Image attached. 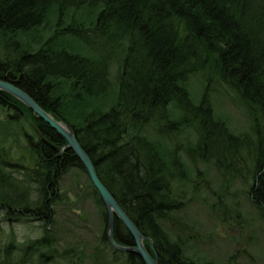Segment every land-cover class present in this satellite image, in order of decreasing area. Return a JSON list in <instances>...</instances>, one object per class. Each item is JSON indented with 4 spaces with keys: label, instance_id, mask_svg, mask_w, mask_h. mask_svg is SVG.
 <instances>
[{
    "label": "trees",
    "instance_id": "trees-1",
    "mask_svg": "<svg viewBox=\"0 0 264 264\" xmlns=\"http://www.w3.org/2000/svg\"><path fill=\"white\" fill-rule=\"evenodd\" d=\"M196 76L203 90L195 101ZM0 79L73 128L103 184L151 240L144 244L158 264H212L184 251L179 230L188 228L175 216L183 204L176 189L189 172L178 143L194 161L211 160L225 187L249 178L248 198L264 216V0H0ZM214 81L242 105L246 129L233 131L217 114ZM0 109L8 113L0 120V210L43 230L20 242L0 238V264H144L110 245L105 207L78 158L38 133L59 149L65 139L1 90ZM184 130L192 133L186 143L163 138ZM16 133L26 147L11 157L6 140ZM71 169L87 178L83 186L98 210L90 249L79 238L60 246L54 229L65 197L58 182ZM166 220L174 234L162 227ZM113 236L133 244L118 219Z\"/></svg>",
    "mask_w": 264,
    "mask_h": 264
},
{
    "label": "rangeland",
    "instance_id": "rangeland-1",
    "mask_svg": "<svg viewBox=\"0 0 264 264\" xmlns=\"http://www.w3.org/2000/svg\"><path fill=\"white\" fill-rule=\"evenodd\" d=\"M116 65L112 62L109 68L111 81L115 78ZM190 80V91L196 101L203 90V82L197 76ZM210 98L217 114L227 119L233 131L239 132L247 128L244 108L221 81L212 83ZM7 114L5 109H0L2 123ZM22 124L24 128L28 127L26 123ZM145 130L151 135H157L152 126ZM11 131L15 133L14 130ZM191 134V131L184 130L177 135L171 134L163 138L169 145H174L176 142L186 143V140L192 138ZM7 138L5 149L11 153V157L24 152L25 140L18 133ZM177 145L181 150L177 155L180 156L182 166L189 172V176L185 171L182 172L183 177L187 176L186 185L178 186L182 191L177 190L178 187L176 189L183 204L175 213L179 222L188 228L179 230L182 238L188 241L184 248L186 256L197 259L200 263L212 261V264H264V216L248 198L250 179L238 176L225 187L211 160L194 161L183 151L181 144ZM86 181L82 171L71 169L62 174L58 182L57 192L59 194L60 191L65 196L64 202L55 208L54 229L60 246L68 245L79 238L90 249L96 242L100 219L95 203L86 194L88 189L83 186ZM50 186L53 190L54 185ZM68 219L76 223V228ZM161 224L164 230L172 234L176 232L170 229L169 221ZM72 228H75V233L71 232ZM42 232L37 222L29 218L10 217L0 210V238L8 240L14 237L20 242L40 236Z\"/></svg>",
    "mask_w": 264,
    "mask_h": 264
},
{
    "label": "water",
    "instance_id": "water-1",
    "mask_svg": "<svg viewBox=\"0 0 264 264\" xmlns=\"http://www.w3.org/2000/svg\"><path fill=\"white\" fill-rule=\"evenodd\" d=\"M0 90L7 92L8 94L19 100L21 103H23L39 119L44 121L51 129H53L56 133H58L65 139L66 145L59 149L57 146L47 141L41 134L38 133L40 139L47 145H49L52 149L62 151L63 149L68 148L81 162L91 184L97 190L100 199L105 206L107 215L106 235L112 247L119 251L136 253L141 258L144 264H158L156 256L152 257L144 244V240H148L150 244H152L151 240L141 233L133 220L127 215V213L123 210L114 196L103 184V182L97 175L94 165L90 160L88 154L83 150L78 140L76 139L73 128L64 122L55 119L50 113L46 112L42 107H40L30 95H28L24 90H22L15 84L0 79ZM115 219L120 220V222L127 229L128 233L133 239L132 245L121 244L114 240L113 233Z\"/></svg>",
    "mask_w": 264,
    "mask_h": 264
}]
</instances>
